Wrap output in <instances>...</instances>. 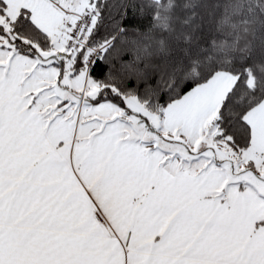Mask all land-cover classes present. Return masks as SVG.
Masks as SVG:
<instances>
[{"label": "snow or ice", "instance_id": "obj_1", "mask_svg": "<svg viewBox=\"0 0 264 264\" xmlns=\"http://www.w3.org/2000/svg\"><path fill=\"white\" fill-rule=\"evenodd\" d=\"M0 264H264V0H0Z\"/></svg>", "mask_w": 264, "mask_h": 264}]
</instances>
